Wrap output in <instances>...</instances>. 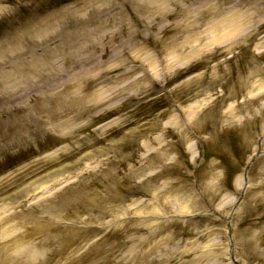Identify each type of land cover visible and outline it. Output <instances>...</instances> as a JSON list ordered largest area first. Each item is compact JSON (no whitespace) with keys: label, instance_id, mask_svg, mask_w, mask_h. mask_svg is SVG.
Here are the masks:
<instances>
[{"label":"rangeland","instance_id":"374dc122","mask_svg":"<svg viewBox=\"0 0 264 264\" xmlns=\"http://www.w3.org/2000/svg\"><path fill=\"white\" fill-rule=\"evenodd\" d=\"M146 2L166 15L144 9ZM202 4L0 0V72L12 76L0 81V127L10 119L18 125L11 128L15 136L27 126V141L0 155V264H22L16 248L27 249V264H264V8L231 50L209 25L235 9L234 0L223 3L219 16L203 17L200 49L187 47L167 79H144L150 93L140 105L132 99L114 113L76 120L63 133H32V117L41 115L35 108L53 109L83 88L95 96L142 75L118 77L135 64L130 58L122 68H106L111 48L128 55L126 24L140 18L132 43L148 45L144 51H153L158 66L162 43L192 39L183 24ZM253 7L246 2L240 11ZM94 27L100 31L81 36ZM110 31L117 35L107 37ZM102 41L105 53H81ZM40 61L37 70L28 68ZM48 61L59 62L51 76ZM25 104L27 112L18 111ZM189 108L188 138L180 126L168 127L172 147L159 159L153 138L160 132L136 134L138 128L181 119ZM106 156L116 162L106 165Z\"/></svg>","mask_w":264,"mask_h":264},{"label":"bare ground","instance_id":"6f19581e","mask_svg":"<svg viewBox=\"0 0 264 264\" xmlns=\"http://www.w3.org/2000/svg\"><path fill=\"white\" fill-rule=\"evenodd\" d=\"M95 2L96 0H91ZM229 0H201L202 7H197L195 13L188 17V22L183 24V30L185 32H188L191 34L192 39L188 37H184V39H178L177 37H174V43H162L160 45L159 50L164 55L161 56V64L157 66V64L154 62V53H151L153 51H144L148 48V45L142 44H134L132 43V39L136 37L139 34V23L140 18H134L132 21H130L128 24H126V28L129 30L128 36H130L131 40L129 39V46L126 47L127 49V56H118L115 48H111V67H106L107 69H113L114 67H121L125 66L127 61H132L135 63L131 67H123L122 71L118 75L120 79L125 78V76L129 75L135 70H140L142 72V75L139 76H133L131 80L127 83L116 85L112 88H110L108 91H101L97 93L95 96L87 91L86 88L82 89V94L79 92H75L73 95H70V98H66L64 100L58 101L53 109H47L44 108L42 110L41 108H35V110L38 109V112L41 115L35 114L34 117H32L33 121V130L32 133L34 135L38 136L37 134H44L45 132H58L63 133V130L65 127L71 126L74 121L79 119H95L96 117H99L101 115H105L107 113H114L116 110L124 107V105L131 102L132 99H136L139 101V105L143 102L141 99L146 97L150 93V87H145L143 81L144 79H167L169 72L172 70V68L175 65V62L179 60L183 54V51L189 47L190 51L194 52L198 51L200 49V43L199 41L203 39V37L207 36V33L205 34L204 31H197L200 27V20L208 16L210 14L214 16H219V14L222 12L223 3L228 2ZM254 3V7L252 9H244L243 11H240L242 6H245L246 2ZM105 2V1H104ZM150 2V1H149ZM153 3V1H151ZM148 5V6H147ZM232 11L227 12L223 16H220L217 19H212L210 21V31L212 37H225L226 40H228V43H226L225 48L226 50H231L235 43L238 41L235 38L239 37L240 35L244 36L249 30L253 28V15L254 13L260 12L261 9L264 8V0H234ZM144 9L146 7L150 9H154L155 13L159 14L160 16L166 15V11L162 8L155 7L153 5L148 4V2L144 3L143 5ZM237 8V9H236ZM239 8V9H238ZM147 9V8H146ZM201 10V11H199ZM168 15V14H167ZM187 15V14H185ZM152 21L150 20L147 23H145L144 28L146 30L152 29ZM102 26V25H101ZM99 27H94L91 29H85L81 36H90L91 34H94ZM125 28V29H126ZM100 31V30H99ZM207 32V31H206ZM194 33V37L193 34ZM117 35V33L110 31V33H107V37L114 38ZM14 39H11L13 42ZM105 40V39H104ZM195 41V44L190 43V41ZM11 41H7L8 44L6 45L7 48L10 45ZM5 45V43H4ZM191 45V46H190ZM121 47H124V44L121 45ZM104 44L102 42H95L90 43L87 47H82L81 53L92 55L93 53H96L97 51H100L102 53H105L104 51ZM166 50H169L168 52H165ZM10 54V50H8ZM160 52L157 53V56L160 54ZM47 56V55H46ZM69 56V57H68ZM66 58L68 60H72L73 65H76L78 63L77 57L74 54H69ZM169 56V57H168ZM39 59H42V56L39 57ZM44 59V58H43ZM67 61V60H65ZM61 62V60H60ZM42 61L38 62L34 66H29L28 68L31 70H37ZM63 63V61H62ZM47 72L48 76H51L53 71H57L59 67V62H53L48 61L47 62ZM159 67V68H158ZM23 69V68H21ZM41 72V70H39ZM41 77V76H40ZM9 79H12L11 74L8 72L1 73L0 72V81H2L1 84L5 81H9ZM47 85L50 86L48 83L43 84L42 86L44 91L47 90ZM144 85V86H142ZM129 86L138 87L139 89L136 91H133L131 94L124 95L125 89H127ZM5 88V86H4ZM9 89L8 85H6V89ZM66 88V87H65ZM8 89L6 90L8 92ZM4 92V91H3ZM59 93V91H57ZM88 95V96H87ZM91 96V98L89 97ZM12 95H8L6 98L2 99L1 102V109L4 111L6 110L8 104L11 102ZM65 97V95H64ZM90 98V99H89ZM141 101V102H140ZM18 111L21 112H27V104H25L22 108H19ZM19 113V112H18ZM194 113L193 108H189L188 111H184L183 116H181V119L178 118V120L173 117L168 119L165 123H159V121H156L155 124L152 126V124L149 125V127L143 128L139 127L136 134L144 133L151 129H156L160 132V134L156 135L153 140L157 143L158 147L156 148V151L158 153L159 159H162L167 155V153L170 151V148L172 147V141L171 140H165L166 134L169 132L168 127H181L179 133L184 136L185 138H188L187 135V124H189V116H191ZM119 119V118H117ZM1 125V124H0ZM18 126L16 123H12V121L9 119L7 120V123H5L4 126L0 127V155L4 153L5 150L9 151L13 145L17 143H21L22 141H27V126L25 128L26 133L20 134L16 133V139L15 136H12V129L16 128ZM14 135V134H13ZM83 145H79L76 150H79L83 148ZM108 147L106 148V152H108ZM188 151H191V149H188ZM104 160V163L106 165H113L116 161L112 158V156H106L105 158H102ZM15 254L20 255L22 258V264H27V249H19L16 248L14 251Z\"/></svg>","mask_w":264,"mask_h":264}]
</instances>
